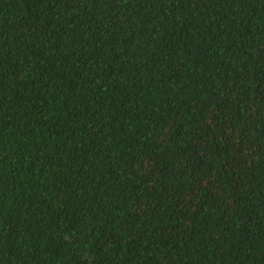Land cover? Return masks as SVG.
<instances>
[{
  "label": "trees",
  "instance_id": "trees-1",
  "mask_svg": "<svg viewBox=\"0 0 264 264\" xmlns=\"http://www.w3.org/2000/svg\"><path fill=\"white\" fill-rule=\"evenodd\" d=\"M0 264H264V0H0Z\"/></svg>",
  "mask_w": 264,
  "mask_h": 264
}]
</instances>
